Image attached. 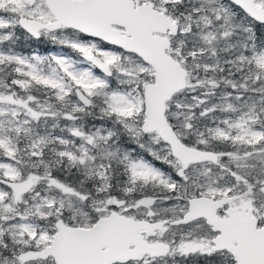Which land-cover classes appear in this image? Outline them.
<instances>
[{
  "label": "snow or ice",
  "instance_id": "1",
  "mask_svg": "<svg viewBox=\"0 0 264 264\" xmlns=\"http://www.w3.org/2000/svg\"><path fill=\"white\" fill-rule=\"evenodd\" d=\"M0 264H264V0H0Z\"/></svg>",
  "mask_w": 264,
  "mask_h": 264
}]
</instances>
